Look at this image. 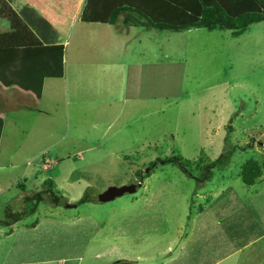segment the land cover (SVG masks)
I'll return each mask as SVG.
<instances>
[{"label":"rangeland","instance_id":"1","mask_svg":"<svg viewBox=\"0 0 264 264\" xmlns=\"http://www.w3.org/2000/svg\"><path fill=\"white\" fill-rule=\"evenodd\" d=\"M253 29L258 30L237 41L225 30L168 31L171 59H186L185 78L178 68L154 74L152 92L161 100L152 108L159 112L151 116L145 104L138 121L144 126V144L97 149L71 144L73 124L67 115L61 126L51 120L42 141V134L25 140L19 133L10 146L7 128L0 147V219L4 205L21 190L36 192L47 179L69 203L86 194L90 202L73 209L40 204L12 228L11 236V226L0 227V264H13L16 257L25 263L23 256L27 261L31 247L7 252L11 238L25 237L64 240L65 256L71 258L65 264H118L121 258L133 260L130 264H211L210 256L226 255L240 246L236 243L264 233V23ZM188 38L190 45L182 46ZM184 49H189L186 54ZM227 79L238 85H226ZM10 118L23 116L10 113ZM225 153L231 155L225 164L213 165L211 180L198 185L205 167ZM43 156L50 161L45 170ZM174 156L203 165H191L187 176L180 166L162 163ZM251 158L260 163L262 179L246 187L239 174ZM154 162L152 170L146 169ZM138 170L142 179L135 176ZM138 183L134 194L104 204L95 201L110 186ZM220 244L224 250L217 253Z\"/></svg>","mask_w":264,"mask_h":264},{"label":"crops","instance_id":"2","mask_svg":"<svg viewBox=\"0 0 264 264\" xmlns=\"http://www.w3.org/2000/svg\"><path fill=\"white\" fill-rule=\"evenodd\" d=\"M5 1L42 46L0 50V147L7 128L10 129V146L19 133L25 140L32 136L38 140L37 134H42L39 140L42 141V132L50 129L51 120L54 127L58 122L61 126L65 122L64 115L70 116L73 124L71 144H83L89 149L100 148L102 144L111 147L144 144V126L138 121L144 117L145 104L151 110L147 116H151L159 112L152 108L161 100L152 92L154 74L178 68L182 69L181 79L185 78L186 59H171L168 31L142 32L137 26L124 25V15H120L114 25L104 23L110 19L113 5L121 0H89L91 22L81 20L87 0ZM2 21L0 19V33H5L9 26H2ZM262 23L251 25L236 37L228 31V36L232 37L231 41H237L246 33L258 30L253 27ZM172 39L176 41L177 37ZM189 45L188 38L182 46ZM188 50L183 52L186 54ZM163 52L167 54L161 55ZM226 85L235 87L238 82L227 79ZM262 102L264 105V98ZM10 113L23 118L9 119ZM262 114L264 116V108ZM235 116L239 119L242 113ZM230 125L234 127L233 122ZM262 131L264 135V128ZM59 143L58 140L51 144ZM42 158L43 169H48L49 157ZM18 222L10 225L11 229ZM38 227L36 223L33 230ZM12 232L13 229L7 234L11 236ZM27 239L11 238L8 255L31 247L30 255L25 252L27 261L23 256L25 263L16 257L11 261L13 264H65L71 260L65 256L62 239H48L49 248L47 239ZM223 244L216 248L217 253L224 250ZM236 244L240 246L221 257L210 256L209 262L264 264V233ZM123 262L130 264L133 260H118V264Z\"/></svg>","mask_w":264,"mask_h":264},{"label":"trees","instance_id":"3","mask_svg":"<svg viewBox=\"0 0 264 264\" xmlns=\"http://www.w3.org/2000/svg\"><path fill=\"white\" fill-rule=\"evenodd\" d=\"M88 2L90 3L87 0L81 15L83 22L93 21ZM120 15H124V25L137 26L140 31L158 30L182 33L189 30L205 29L211 33L225 30L231 31L232 36L236 37L251 25L264 22V0H121L120 3L113 5L111 17L104 23L114 25ZM0 19L5 20L9 26L7 32L0 33V50L42 46L41 41L5 0H0ZM230 156L225 153L213 164L206 166L203 177L197 180L198 185L204 184L206 180H211L209 169L213 165L225 164ZM165 162L180 166L187 176L190 175L187 169L191 165L195 163L198 168L203 165L201 160L191 162L179 156L162 161V163ZM157 163H151L146 169L152 170ZM135 176H141L142 179V171H136ZM261 176L262 167L257 160L248 159L241 166L239 178L244 186H254ZM20 192L21 194L12 199L13 202H7L4 205V215L0 219V227L13 225L34 215L40 204L52 208L73 209L90 202L86 194L76 203H69L66 198L55 191L50 179L44 180L41 189L36 192L28 193L25 190ZM123 264H128V262H123Z\"/></svg>","mask_w":264,"mask_h":264},{"label":"water","instance_id":"4","mask_svg":"<svg viewBox=\"0 0 264 264\" xmlns=\"http://www.w3.org/2000/svg\"><path fill=\"white\" fill-rule=\"evenodd\" d=\"M140 186L141 183L123 185L120 187L110 186L102 193L97 194L96 201L101 204L112 202L116 198L136 193L139 190Z\"/></svg>","mask_w":264,"mask_h":264}]
</instances>
